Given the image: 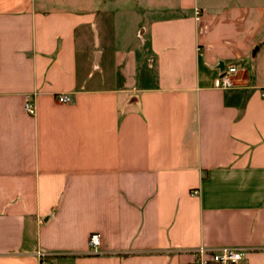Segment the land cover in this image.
Returning a JSON list of instances; mask_svg holds the SVG:
<instances>
[{
  "label": "crops",
  "instance_id": "crops-1",
  "mask_svg": "<svg viewBox=\"0 0 264 264\" xmlns=\"http://www.w3.org/2000/svg\"><path fill=\"white\" fill-rule=\"evenodd\" d=\"M262 92L264 0H0V264H264Z\"/></svg>",
  "mask_w": 264,
  "mask_h": 264
},
{
  "label": "built area",
  "instance_id": "built-area-1",
  "mask_svg": "<svg viewBox=\"0 0 264 264\" xmlns=\"http://www.w3.org/2000/svg\"><path fill=\"white\" fill-rule=\"evenodd\" d=\"M198 11L195 10V15ZM238 69L235 65H228L222 68L213 82V88L219 91H228L237 87L234 77L237 74ZM261 96L264 99V92ZM57 102L61 104H67L70 98L67 95H57ZM27 114L33 113V107L30 102H26L23 106ZM192 195H196L197 192H191ZM99 244V236L97 234H91L87 240L88 249L95 253V250ZM192 260L188 264H245L247 250L242 248L233 247H221V248H205L198 247L192 252ZM42 263L43 255L37 253Z\"/></svg>",
  "mask_w": 264,
  "mask_h": 264
},
{
  "label": "rangeland",
  "instance_id": "rangeland-1",
  "mask_svg": "<svg viewBox=\"0 0 264 264\" xmlns=\"http://www.w3.org/2000/svg\"><path fill=\"white\" fill-rule=\"evenodd\" d=\"M110 25H108L107 36L113 39H108L111 49L132 50L137 44L136 30L133 24V19L129 16V6L125 5L116 10L114 14L109 17ZM109 49V50H111ZM103 75H107V68L100 64ZM98 73H93L92 80L94 81Z\"/></svg>",
  "mask_w": 264,
  "mask_h": 264
}]
</instances>
